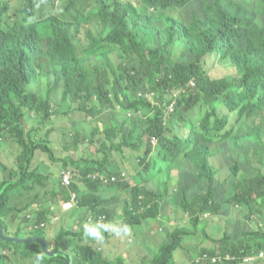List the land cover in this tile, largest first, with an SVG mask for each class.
Masks as SVG:
<instances>
[{
	"label": "trees",
	"instance_id": "obj_1",
	"mask_svg": "<svg viewBox=\"0 0 264 264\" xmlns=\"http://www.w3.org/2000/svg\"><path fill=\"white\" fill-rule=\"evenodd\" d=\"M85 1L22 0L12 12V0H0V141L10 134L24 150L17 160L16 178H11L8 169L3 168L8 174L0 183V225L5 232L10 230L4 218L14 211L10 208L11 197L25 195L24 191L31 189L30 183L37 177L30 167L35 151H49L47 141L35 144L25 140L24 108L30 105L50 118L56 91L62 93L63 101H69L67 112L105 114L112 119L118 118L114 111L117 115H134L131 127L123 122V127L107 130V137L97 149L99 159L86 162L85 168L78 164L80 171L74 174L75 182L68 187L63 182L58 186L55 196L62 203L79 192V207L94 216H103L105 224L116 220L117 203L114 197L105 198L104 186L128 194V198H120L119 204L129 228L135 230L145 220H157L161 194L149 185H142L139 179L136 185L121 179L107 186L92 178L93 172L106 175L105 171L107 176H118L121 171L113 152L123 155L126 148L137 151L144 146L145 154L153 149L154 157L145 162L141 159L143 174L148 176L154 171L156 159L162 167L179 160L181 165L188 166L197 182L209 183L206 192L197 193L190 201H181L180 207L193 227L206 213L217 215L227 206L264 199V172L241 177L235 161L227 169L225 181L231 193L225 202H218L216 190L210 184L214 170L209 162L213 149L221 148L220 153L226 158L232 150H240L243 141H254L264 148V0H237L234 12L227 10L221 0H214L204 13H188L196 0H139L138 6L130 0H91L99 2L101 30L97 33L86 28L88 19L84 15L76 22L57 15L80 9ZM73 27L81 52L74 42ZM84 30L87 43L82 39ZM107 44L111 45L109 49ZM214 52L235 68L236 78L209 76L202 62ZM45 79L49 88L41 91ZM190 81L194 82L196 100L184 93L166 98L168 91ZM147 92L154 93L155 104L145 96ZM174 99L173 111L168 116L167 105ZM193 107H197L195 119L189 114ZM222 108L226 111L220 112ZM230 114L236 124L243 123L242 134L230 125ZM169 121L187 124L188 134L173 133L167 126ZM107 122L104 121L103 128ZM78 183L86 190H80ZM32 225L39 223L26 216L15 236L38 234L33 232L37 228L30 229ZM194 236L186 229L177 231L154 253L152 264H167L181 241ZM247 238L259 240L255 245L257 255L264 250V234L260 233L211 240L212 248H206L194 264H237L232 260L237 251H244L242 260L251 254ZM0 249L21 252L23 257L37 253L38 259H45L47 264L67 262L64 254L44 256L37 243L0 240ZM79 249L74 256L70 255L72 264H113L89 245ZM200 258L202 261L197 262ZM8 261L9 257L0 253V264ZM261 262L264 260L255 264Z\"/></svg>",
	"mask_w": 264,
	"mask_h": 264
},
{
	"label": "rangeland",
	"instance_id": "obj_2",
	"mask_svg": "<svg viewBox=\"0 0 264 264\" xmlns=\"http://www.w3.org/2000/svg\"><path fill=\"white\" fill-rule=\"evenodd\" d=\"M21 1L12 0V12L16 11ZM90 1L86 0L84 6L80 9L74 8L71 12L57 15L73 22L84 15L88 19L86 28L97 33L101 30L97 14L99 2ZM130 1H133L137 6L141 5L139 0ZM213 3L214 0H196L188 8V13L191 11L204 13ZM221 4L227 10L234 12L237 0H221ZM72 33L75 35L74 42L79 52H81L82 46L74 27ZM82 39L84 43H87L85 30L82 32ZM110 46L107 44V49ZM202 63L212 79H234L238 75L235 68L226 60L221 59L216 52L205 56ZM48 88V81L45 79L40 85V90L45 91ZM56 92V98L51 106L53 114L50 118L45 117L39 109L30 105L24 108L23 128L25 135L23 136H25V140L28 143L35 144L47 141L49 151L42 148L35 151L30 167L31 171L37 173V177L30 183L31 189L25 190V195L19 196L16 194L11 197L10 208H13L14 211L10 216L4 218V222L9 225L10 230L8 234L5 232L7 235L15 236L18 225L28 216L35 218L39 223L36 226L32 225L30 229L37 228L33 232L42 233V235H27L25 238L38 236L45 239L50 252L74 256L75 252L80 251L79 247L81 245H89L93 251L97 250L98 254L108 257L113 264H152L156 255L154 253L159 251V247L163 243H167L169 238L177 231L186 229L195 236L184 238L178 249L172 253L167 264H194L206 248H212L211 240L227 237L237 238L245 234H264V199L254 200L247 205L227 206L217 215L206 213L199 217L197 226L193 227L192 220L180 207L181 201L183 198L190 201L197 193L206 192L209 183L205 181L197 182L188 166L181 165L179 160L162 167L160 160L156 159L157 167L152 173L148 174V177L147 174L142 173L144 165L140 161L145 159L143 161L145 162L151 159L154 157V152L151 149L149 154H145V146L137 151L126 148L123 155L113 152V156L117 168L121 171L119 175L122 173L127 175L122 180L129 182L131 185H136V180L139 179L142 185H149L161 194L160 215L157 220H145L144 225L133 230L126 226L124 221L125 211L120 204H117V219L120 222L114 219L113 221L109 220L106 224L103 216L89 214L87 209L81 208L77 204L71 203L69 205H73V207L65 210L63 208L65 202L62 203L59 197L55 196L58 186L63 182L64 174L71 172V184L75 182L74 180H77V178L74 174L80 171L77 168L78 164L85 168L86 162L94 163L99 159L97 149L102 146L107 137V130H114V127H123V122L126 127H131L134 115L124 113L117 115L114 111L118 118L112 119L105 114L87 116L77 111L67 112L69 101H63L62 93L60 91ZM184 94L192 100L197 98L192 89ZM178 95L180 94H177L175 90H171L167 92L166 98H175ZM145 96L155 104L153 92H147ZM169 105H167L168 112H166L168 116L171 112ZM219 111L224 112L226 110L222 108ZM189 114L191 118L195 119L197 107H193ZM230 117V125L234 129H238L235 132L242 134L243 123L236 124L233 114H230ZM107 120L108 122L103 128V123ZM167 126L173 133L188 134L187 124L169 121ZM95 129L97 131L93 133ZM241 145L240 150H232L226 158L221 155V148L212 150L209 162L213 167L214 177L210 184L216 190V200L218 202H225L231 193V187L225 181L228 178L227 169L235 161L239 164L238 170L241 177L256 174L257 171L264 172V148L259 147L254 141H243ZM23 153L24 150L18 144L16 137L7 134L4 140L0 141V183L8 175L3 169L4 167L8 169L11 178L17 177L19 171L17 160ZM107 173L108 171H105L106 175ZM95 174L93 172V179ZM78 185L80 190H86L82 183H78ZM103 194L105 198L114 197L116 201L121 197H129L128 194H123L118 190L110 191L109 188L104 186ZM78 195L79 192L73 194L77 200L79 199ZM64 234L69 235L62 238ZM79 239H81V242H79ZM258 243L259 240L256 238H247V248L251 250L249 257H257L255 245ZM2 252L9 257L6 264H47L45 259H38L37 253L28 254L25 252L28 255L23 257L21 252L19 254L13 253L9 249H0V253ZM243 253V250L237 251L232 260H235L237 264H255L259 261L244 262L240 258ZM71 262L70 256V264H72ZM258 264H264V262Z\"/></svg>",
	"mask_w": 264,
	"mask_h": 264
},
{
	"label": "built area",
	"instance_id": "obj_3",
	"mask_svg": "<svg viewBox=\"0 0 264 264\" xmlns=\"http://www.w3.org/2000/svg\"><path fill=\"white\" fill-rule=\"evenodd\" d=\"M126 176L127 175L125 173H122L120 176H115V175L107 176V175H104L101 173H96L94 179H99L104 185L108 186L111 184L118 183L121 179H125ZM63 185L66 187L71 185V172H67L64 174ZM73 194L74 193L71 194V200L68 202H65L63 204V208L65 210L73 207V205L70 206L69 204H71V203H73L74 205L77 204V199L75 198V196H73ZM215 260L216 259L213 258V262H215ZM253 260H264V251H260L256 258H252V257L247 256L243 261L244 262H251ZM200 261H202V258H200V260H198L197 262H200Z\"/></svg>",
	"mask_w": 264,
	"mask_h": 264
},
{
	"label": "water",
	"instance_id": "obj_4",
	"mask_svg": "<svg viewBox=\"0 0 264 264\" xmlns=\"http://www.w3.org/2000/svg\"><path fill=\"white\" fill-rule=\"evenodd\" d=\"M0 240H3L5 242H10V243H18V244H28V243H37L40 244L42 247V252L44 256L47 257H55L56 255H59V252H50L49 251V246L48 243L45 239L41 237H31V238H21L19 236H13V235H7L4 231V228L1 227L0 225ZM67 257V262L65 264H70V256L64 254Z\"/></svg>",
	"mask_w": 264,
	"mask_h": 264
},
{
	"label": "clouds",
	"instance_id": "obj_5",
	"mask_svg": "<svg viewBox=\"0 0 264 264\" xmlns=\"http://www.w3.org/2000/svg\"><path fill=\"white\" fill-rule=\"evenodd\" d=\"M194 87V82L193 81H190L188 84H186V86H180L178 87L177 89H175V91L177 92V94H181V93H185L189 90H191L192 88ZM175 102V99L174 101L169 105V108L170 110L172 111L173 110V104ZM154 140V139H152Z\"/></svg>",
	"mask_w": 264,
	"mask_h": 264
},
{
	"label": "crops",
	"instance_id": "obj_6",
	"mask_svg": "<svg viewBox=\"0 0 264 264\" xmlns=\"http://www.w3.org/2000/svg\"><path fill=\"white\" fill-rule=\"evenodd\" d=\"M119 200H120V198H119V199H117V201H116V199H115V201H116V203H117V204H119ZM117 221H119V222H120V220H119V219H117Z\"/></svg>",
	"mask_w": 264,
	"mask_h": 264
}]
</instances>
